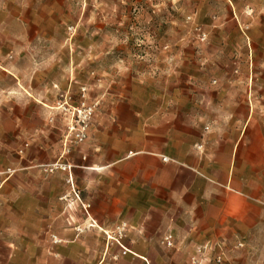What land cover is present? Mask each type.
Here are the masks:
<instances>
[{"label":"rangeland","instance_id":"obj_1","mask_svg":"<svg viewBox=\"0 0 264 264\" xmlns=\"http://www.w3.org/2000/svg\"><path fill=\"white\" fill-rule=\"evenodd\" d=\"M260 9L0 0V264H264V226L190 242L157 228L137 243L144 222L94 215L98 179L111 173L96 157L123 116L264 127Z\"/></svg>","mask_w":264,"mask_h":264},{"label":"crops","instance_id":"obj_2","mask_svg":"<svg viewBox=\"0 0 264 264\" xmlns=\"http://www.w3.org/2000/svg\"><path fill=\"white\" fill-rule=\"evenodd\" d=\"M254 1L264 18V0ZM126 116L113 126L104 155L96 157L111 170L98 179L97 219H131L137 228L144 222L137 243L152 242L157 228H181L176 237L190 242L249 236L264 226L262 125L142 124L135 114ZM137 256L151 258L146 251Z\"/></svg>","mask_w":264,"mask_h":264},{"label":"built area","instance_id":"obj_3","mask_svg":"<svg viewBox=\"0 0 264 264\" xmlns=\"http://www.w3.org/2000/svg\"><path fill=\"white\" fill-rule=\"evenodd\" d=\"M168 159H165V161H167Z\"/></svg>","mask_w":264,"mask_h":264}]
</instances>
